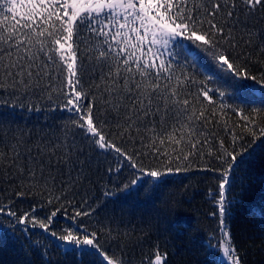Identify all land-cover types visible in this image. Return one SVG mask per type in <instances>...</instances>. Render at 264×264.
<instances>
[{
  "label": "snow or ice",
  "instance_id": "obj_1",
  "mask_svg": "<svg viewBox=\"0 0 264 264\" xmlns=\"http://www.w3.org/2000/svg\"><path fill=\"white\" fill-rule=\"evenodd\" d=\"M257 17L264 20V0H0V108L11 110L0 112V168L14 169L17 196H39L58 205L45 219L37 218L35 206L17 215L11 205H0V214L22 226L19 231L30 240L29 226L49 231L61 208H75L67 189L84 175L81 167L72 176L82 163L77 137L101 155L114 154L117 164L109 173L119 174L125 165L139 173L122 186L126 194L145 191L151 197L165 183L163 177L203 161L205 170L220 172L211 214L219 216L220 246L232 264H240L226 221L237 183L244 190L236 173L252 155L244 136L252 137L253 145L264 136V102L249 112L232 109L243 121L242 135L230 133L228 147L223 140L214 145L215 132L207 125L217 108L223 114L230 107L213 96L241 100L258 90L264 97V59L254 61L245 50L264 54V31L252 23ZM173 46L184 50L188 63L174 66L165 57L166 51L173 55ZM254 63L260 65L257 74L251 70ZM197 67L205 79L191 92L197 81L187 69ZM209 82L216 87L209 88ZM43 100L53 111H67L70 127L64 126L56 142H39L33 154L25 147L29 134L17 126L15 109L38 111L34 101ZM142 149L155 159V167L143 166ZM213 162L221 167L213 168ZM53 168L66 169L67 181L56 184ZM144 176L152 178V188L146 189ZM86 203L76 217L94 211L84 208ZM101 231L111 239L124 235L113 236L111 228ZM49 235L65 253L95 257V264H128L115 249L102 246L97 231ZM139 264L170 261L156 244Z\"/></svg>",
  "mask_w": 264,
  "mask_h": 264
},
{
  "label": "trees",
  "instance_id": "obj_2",
  "mask_svg": "<svg viewBox=\"0 0 264 264\" xmlns=\"http://www.w3.org/2000/svg\"><path fill=\"white\" fill-rule=\"evenodd\" d=\"M252 23L258 31H264V20L257 17ZM260 40H264V36ZM245 50L251 52L254 61L264 59V54L255 48ZM172 51L173 55L169 56L168 52L164 55L172 60L174 66L178 62L188 63L183 49L173 46ZM259 68L260 65L254 63L251 67L253 74H257ZM187 71L195 74L197 85L190 88L191 92H195L199 81L205 77L199 67L189 68ZM208 87L215 88L216 85L209 82ZM209 95L213 93L210 92ZM213 99L217 104L222 101L230 106L223 110V114L217 108L216 117L207 125L209 131L215 132L217 139L213 142L214 145L223 140L225 147L232 143L231 134L237 137L242 135L243 121L232 109L243 108L245 112H249L252 107H258L264 102V97H261L258 90L241 100L230 99L227 95L224 98L213 96ZM201 102L211 110L206 101ZM34 104L39 108L38 111L35 108L31 111L27 108L15 109L17 126L29 134L25 147L32 149L33 154L39 142H56L57 138H62L64 126L70 127L71 119L70 114L59 107L53 111L47 100L34 101ZM3 111L11 110L0 108V112ZM252 140V137L244 136L243 142L251 145L249 151L252 155L246 156V162L236 173L243 178L244 190L237 183L232 193L235 197L234 206L226 221L240 264H264V136L259 137L255 145ZM76 143L83 155H80L82 163L75 167L72 176L76 177L81 167L84 175L75 182L73 188L67 189V195L75 208L71 205L61 208L53 218L49 231H44L39 226H29L30 240L19 231L22 226L14 225L11 217L0 214V264H95V257L85 255L81 258L76 254L65 253L57 247L58 241L49 235L50 231H55L60 236L64 230L77 234V229L97 231L102 246L115 249L128 264H139L146 255L151 254L156 244H159L161 253H168L170 264H226L219 255L222 237L219 216L211 215L216 212L212 197L217 192L219 171L205 170L203 161H195L190 170L179 173L174 171L163 177L165 183L151 197L145 191L136 193L132 190V194H126L122 186L139 173L127 165L119 174L109 173L108 168H115L117 164L113 159L114 154L101 155L79 137L76 138ZM142 150L145 155L139 159L143 161V166L146 169L155 167V159L150 158L147 149ZM3 151L8 152L7 145L3 147ZM211 166L221 167L214 162ZM52 175L58 185L68 179L67 170L63 168L59 173L53 168ZM143 180L147 182L146 189L152 188V178L144 176ZM17 185L14 169L0 168V205H11L17 215L30 211L35 206L37 218L45 219L58 206L54 200L49 204L39 196H17L16 193L20 191ZM106 191H112L115 195L106 197ZM85 199L87 203L83 207L91 206L94 211L90 215L76 217L75 211L81 209ZM106 228L113 230V236L117 232L124 235H120L118 239L108 238L101 231Z\"/></svg>",
  "mask_w": 264,
  "mask_h": 264
},
{
  "label": "rangeland",
  "instance_id": "obj_3",
  "mask_svg": "<svg viewBox=\"0 0 264 264\" xmlns=\"http://www.w3.org/2000/svg\"><path fill=\"white\" fill-rule=\"evenodd\" d=\"M165 53H167V51H166ZM165 53H164V54H165ZM219 249H220V253H219L220 258H221L223 261H225L226 264H232V260H231V258L226 257V256L223 254L222 247H221L220 245H219Z\"/></svg>",
  "mask_w": 264,
  "mask_h": 264
}]
</instances>
